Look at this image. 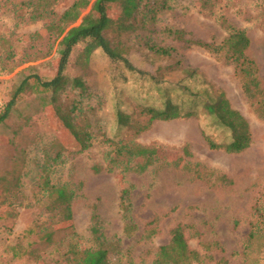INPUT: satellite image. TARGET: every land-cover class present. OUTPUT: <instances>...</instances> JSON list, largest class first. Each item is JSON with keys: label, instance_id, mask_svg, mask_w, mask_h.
<instances>
[{"label": "rangeland", "instance_id": "rangeland-1", "mask_svg": "<svg viewBox=\"0 0 264 264\" xmlns=\"http://www.w3.org/2000/svg\"><path fill=\"white\" fill-rule=\"evenodd\" d=\"M27 1L0 0V108L26 74L36 72L44 78L54 74L52 57L57 41L50 45L46 36H30L49 20H29L24 12ZM72 1L59 0L54 7L56 14ZM169 4L157 15L156 30L149 36L155 43L176 47L173 62L178 65L170 67V60L148 55L142 49L139 36L148 31L133 32L129 37L134 46L130 54L133 64L145 72H155L160 82L155 84L145 73L130 72L112 63L98 49L88 60L83 58L81 42L69 56L64 86L46 94H24L0 123V171L4 175L0 192L18 182L9 171L12 157L20 151L26 171L20 180L22 190L32 204L18 207L15 218L0 219V264H54L51 256L42 258L40 242L31 247V253L18 258L12 256L11 246L39 216L41 158L54 154L60 142L68 149L60 157L64 162L50 161L51 167L55 166L51 177L67 179L71 186L81 182L72 202L73 225L80 244L89 236L91 213L95 210L109 241L120 240L121 264H152L155 249L169 240V230L178 223L184 226L189 246L205 255L203 261L194 264H264V246L255 244L245 249L256 207L264 214V117L246 98L233 65L223 55L198 46L187 47L165 29L179 28L190 33L186 36L220 42L227 33L226 22L244 28L250 38L247 52L257 62L264 87V0H170ZM179 67H188L195 74L191 77L181 73ZM179 83L190 89L205 85L209 90L222 89L232 106L248 120L250 145L240 152L209 147L202 129L217 140L224 133L209 125L201 105L191 104ZM163 91L184 109L195 108L198 114L155 120L137 135L129 125L115 124L116 107L130 114L132 121L144 123L147 117L138 114L140 106L158 105ZM53 105L69 111L76 123L91 132L93 142L89 148L80 150L72 145ZM118 139L157 146L161 157L172 164L158 162L142 173L122 174L120 167L111 168L105 156L107 151L113 153L110 140ZM123 191L129 192V215L135 225L131 232L125 230L127 220L120 204ZM153 220L157 232L145 238ZM30 240L26 238L22 244ZM55 254L52 251L53 258Z\"/></svg>", "mask_w": 264, "mask_h": 264}, {"label": "trees", "instance_id": "trees-1", "mask_svg": "<svg viewBox=\"0 0 264 264\" xmlns=\"http://www.w3.org/2000/svg\"><path fill=\"white\" fill-rule=\"evenodd\" d=\"M170 0H73L59 15L54 7L59 0H28L26 2L25 15L31 21L49 20L43 27L31 37L46 36L50 45L56 42L52 63L54 74L50 78H44L36 72H30L23 76L11 89L10 97L0 108V123L9 115L16 103L26 93L46 94L55 92L62 88L67 79L64 71L67 67L69 56L73 47L83 42L81 56L89 59L95 50H100L107 58L116 64H120L130 72L145 73L153 79L155 84L160 82L159 78L151 72H145L133 64L130 58L131 48H134L129 39L131 33H144L140 35L142 39V49L148 55L159 59L170 60V67L179 62H173L177 54L176 47L172 45H160L151 41L150 36L156 30L157 15L170 7ZM203 6L206 2H203ZM88 9L85 11V9ZM77 20L79 22L74 24ZM226 35L220 42L206 41L192 37L189 32L179 28H165L167 33L173 38L182 41L185 46H198L211 53L221 54L233 65L234 73L238 76L240 86L249 100L255 107L258 114L264 117V87L257 62L248 54L250 38L244 28L237 27L230 23H225ZM139 35V34H138ZM137 35V36H138ZM180 61V60H179ZM162 66L159 67V69ZM180 68V67H179ZM181 73L193 76L188 67L180 68ZM158 76V74H157ZM82 86V84H79ZM181 89L186 91V95L192 103L200 104L202 114L207 118L210 126L221 129L224 137L217 140L214 136L202 129L204 139L211 148H223L227 152H240L247 148L252 140L249 122L246 117L232 106L226 93L216 88L209 90L208 85L201 89H190L186 84H181ZM158 105L142 104L139 108V115L146 116L144 123L132 121V116L120 108H115V124L121 127L129 125L137 135L147 129L155 120H170L178 117H190L197 115L195 108L184 109L181 104L171 100L162 92ZM51 104V102H49ZM76 107L75 105L72 106ZM53 111L57 115L59 124L64 128L73 146L80 150H85L92 145L93 138L91 132L74 121L73 115L69 111H64L60 106L53 105ZM114 144L113 153L107 151L105 156L109 165L120 167L122 174L130 172L142 173L155 163L172 164L168 158L160 155V150L154 145H142L129 139L110 140ZM68 149L64 143L48 155L41 158V170L38 174L37 185L40 197L37 201L42 202L39 216L34 219L19 236L13 246L11 254L13 257H21L31 253L37 242L42 243V258L50 257L54 264H121L119 239L109 241L104 232L98 214L95 210L91 213V223L89 226V236L86 242L80 244L79 234L73 225L72 202L78 195L81 182L70 185L69 181L52 180V173L55 166L51 167V162L60 160ZM13 166L9 173L18 178L15 185H10L0 192V219L15 218L18 207H30L28 195L22 190L21 177L25 167V160L20 155L13 156ZM51 161V162H50ZM4 177L0 171V180ZM221 178H224L222 176ZM220 178V179H221ZM128 191L120 194L121 208L125 223V230L131 232L135 227L129 215L130 207L127 202ZM256 218L251 222L249 232L245 241V249L253 248L255 244L264 246V214L256 207ZM45 215L44 218L42 216ZM156 220L151 222V227L144 233L145 238H150L157 232ZM61 233L62 236L58 235ZM31 238L26 244L22 240ZM49 249V250H48ZM53 249V250H52ZM52 251L56 252V259L52 257ZM205 258L200 251L189 246L184 234V226L180 223L174 225L169 230V240L157 246L155 249L152 264H194L201 262Z\"/></svg>", "mask_w": 264, "mask_h": 264}]
</instances>
